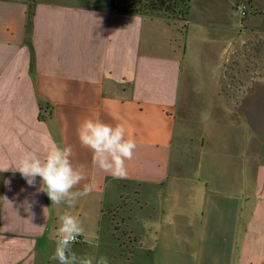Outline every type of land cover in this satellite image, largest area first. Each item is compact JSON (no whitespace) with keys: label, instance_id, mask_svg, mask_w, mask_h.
I'll return each instance as SVG.
<instances>
[{"label":"crops","instance_id":"1","mask_svg":"<svg viewBox=\"0 0 264 264\" xmlns=\"http://www.w3.org/2000/svg\"><path fill=\"white\" fill-rule=\"evenodd\" d=\"M255 7L201 0L182 20L0 0V166L71 146L87 175L73 191L93 186L68 208L36 193L39 177L30 187L0 172V264H58L66 211L84 228L73 251L108 264H264V12ZM85 118L122 123L135 140L126 178L81 146ZM123 187L138 199L122 203Z\"/></svg>","mask_w":264,"mask_h":264},{"label":"clouds","instance_id":"2","mask_svg":"<svg viewBox=\"0 0 264 264\" xmlns=\"http://www.w3.org/2000/svg\"><path fill=\"white\" fill-rule=\"evenodd\" d=\"M77 135L81 146L91 150L94 162L102 171L113 179L127 177L126 161L133 159L137 144L122 123L112 125L98 119L85 118L78 126ZM72 155L71 146L54 145L43 158L35 152H28L14 166H0V172H18L30 187L36 186V178L39 177L41 184L36 193H46L52 205L64 203L71 208L78 198L89 195L93 190L92 185L85 184L81 191H73L87 179V175L84 165H73ZM5 184L10 190L11 181L6 180ZM31 208L32 203L26 200L25 210L30 215ZM83 233L82 222L77 216L67 211L59 216L51 259L58 261V264H108L104 256H79L73 251V245Z\"/></svg>","mask_w":264,"mask_h":264},{"label":"trees","instance_id":"3","mask_svg":"<svg viewBox=\"0 0 264 264\" xmlns=\"http://www.w3.org/2000/svg\"><path fill=\"white\" fill-rule=\"evenodd\" d=\"M118 10L133 11L150 16L164 15L186 20L191 10V0H119Z\"/></svg>","mask_w":264,"mask_h":264},{"label":"rangeland","instance_id":"4","mask_svg":"<svg viewBox=\"0 0 264 264\" xmlns=\"http://www.w3.org/2000/svg\"><path fill=\"white\" fill-rule=\"evenodd\" d=\"M63 1H70V0H63ZM74 1V0H72ZM80 1V3H84V4H102L103 6H106L107 8H116L120 4L121 2L119 0H78ZM201 0H191V6L193 5V9L195 7V5H199ZM254 1V5L256 6L255 8H258L259 10H261L262 12H264V1L263 0H253ZM243 4H245L247 11L249 10V12H252L251 7L249 8V2H245L243 1ZM191 11V10H190ZM131 188H134L135 185H130ZM122 192H124L126 198L122 199L121 202L124 204L130 203V202H135V200H137L138 198L135 196V193L131 191V189L128 187H123ZM127 193V194H126ZM178 194V193H177ZM181 196V197H180ZM184 198L182 195H177L176 198H171V206L173 205V203H180L182 202V199ZM141 213H146V211L141 212ZM143 219L146 220L145 216L143 217ZM119 260V258L117 259Z\"/></svg>","mask_w":264,"mask_h":264},{"label":"built area","instance_id":"5","mask_svg":"<svg viewBox=\"0 0 264 264\" xmlns=\"http://www.w3.org/2000/svg\"><path fill=\"white\" fill-rule=\"evenodd\" d=\"M81 241H82V237H80L76 243H79Z\"/></svg>","mask_w":264,"mask_h":264}]
</instances>
